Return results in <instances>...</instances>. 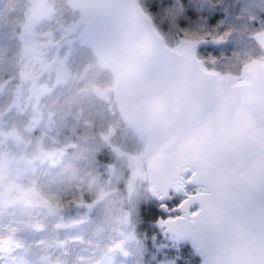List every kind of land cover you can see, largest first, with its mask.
I'll return each instance as SVG.
<instances>
[{
	"label": "snow or ice",
	"instance_id": "obj_1",
	"mask_svg": "<svg viewBox=\"0 0 264 264\" xmlns=\"http://www.w3.org/2000/svg\"><path fill=\"white\" fill-rule=\"evenodd\" d=\"M208 3L25 0L20 78L36 98L66 89L48 123L59 115L81 125L85 135L67 147L123 176L130 203L144 189L142 219L164 241L160 264H264V25L249 33L257 51L222 54L235 29L219 16L214 26L196 19ZM64 151L38 145L33 159ZM79 183L99 186L91 172ZM17 191L13 204L59 210L57 196ZM134 213L123 212L129 231L115 244L125 256V241L136 240ZM11 232L0 237V254L21 247Z\"/></svg>",
	"mask_w": 264,
	"mask_h": 264
},
{
	"label": "rangeland",
	"instance_id": "obj_2",
	"mask_svg": "<svg viewBox=\"0 0 264 264\" xmlns=\"http://www.w3.org/2000/svg\"><path fill=\"white\" fill-rule=\"evenodd\" d=\"M24 3L25 0H12L10 5V0H0V159L6 162L0 169V193L3 187L12 189L7 192L5 203L0 202V237L12 235L11 230L16 229L14 239L21 245L0 254V264H40L45 255L51 262L60 264H118L116 261L124 254L115 249V244L124 239L121 233L127 235L129 231L121 222L122 214L127 206L132 207L144 189L137 188L130 203L123 176L110 177L111 189L118 191L111 190L103 199L100 195L91 198L92 208L87 207L89 200L77 203L78 207H62L61 197L80 184L82 175L68 160L79 152L67 147L76 142L75 136L59 115L54 117L55 123H48L49 113L57 112L64 104L67 90L57 89L36 98L32 82L20 78L23 45L17 36L24 20L21 11ZM45 80L42 77L37 87ZM37 103L42 107L37 108ZM7 132L16 135L5 136ZM38 145L48 151L61 148L65 151L57 153L53 162L40 161L33 159ZM29 160L33 163L29 164ZM54 162L59 166L53 168ZM121 171L127 175L122 166ZM21 186L35 187L49 197L57 196L59 210L52 211L36 202L11 203L19 195L17 188ZM130 243L133 240L125 241L124 251H129Z\"/></svg>",
	"mask_w": 264,
	"mask_h": 264
},
{
	"label": "trees",
	"instance_id": "obj_3",
	"mask_svg": "<svg viewBox=\"0 0 264 264\" xmlns=\"http://www.w3.org/2000/svg\"><path fill=\"white\" fill-rule=\"evenodd\" d=\"M205 8L207 15L201 17L198 14L196 19L203 18L213 24V17L219 16L224 19L225 26L235 29L232 40L228 44L221 46L220 51L222 54L231 56L233 51H257L253 42L249 39V33L253 27L259 28L264 25V0H209ZM253 19L255 20V25L252 23ZM41 107L42 105L37 103V108ZM65 125L75 136V141L77 137L85 135L83 127L73 120H65ZM54 159H49V161L53 162ZM68 160L80 172L81 178H86L90 172L97 176L99 186L89 189L86 184L83 186L81 184L75 185L70 192L61 197L62 207H65V209L74 206L78 207L77 203L84 204L91 198L101 195V188L106 193L113 190L111 189L110 177L104 174L102 166L93 168L89 161L80 154ZM52 166L53 168L58 167L59 163L54 162ZM120 189L123 188L120 187ZM114 190L118 191L116 188ZM82 195L84 197L83 202H81ZM146 201L147 193L142 191L132 205V207H135L132 230L136 235V240L129 244L128 255L120 256L116 261L118 264H160V261L165 259L164 256L160 255L161 244L164 243L162 234L158 233L155 222L149 221L146 224L142 219L141 205L146 203ZM128 208L129 206H127ZM68 257L72 258L71 255Z\"/></svg>",
	"mask_w": 264,
	"mask_h": 264
},
{
	"label": "water",
	"instance_id": "obj_4",
	"mask_svg": "<svg viewBox=\"0 0 264 264\" xmlns=\"http://www.w3.org/2000/svg\"><path fill=\"white\" fill-rule=\"evenodd\" d=\"M12 133V134H10ZM15 132H7L5 134V136H12V137H15ZM52 152H55V150H52ZM2 186V183H1V177H0V187ZM7 192H8V188L7 187H3L2 188V192L0 193V202L1 203H5L6 199H7ZM40 264H60L59 262H51L49 257L47 255L43 256L41 259H40Z\"/></svg>",
	"mask_w": 264,
	"mask_h": 264
},
{
	"label": "flooded vegetation",
	"instance_id": "obj_5",
	"mask_svg": "<svg viewBox=\"0 0 264 264\" xmlns=\"http://www.w3.org/2000/svg\"><path fill=\"white\" fill-rule=\"evenodd\" d=\"M7 196H8V194H7Z\"/></svg>",
	"mask_w": 264,
	"mask_h": 264
}]
</instances>
